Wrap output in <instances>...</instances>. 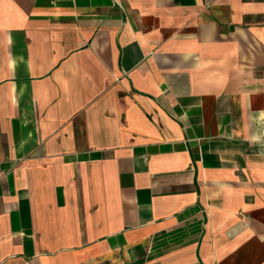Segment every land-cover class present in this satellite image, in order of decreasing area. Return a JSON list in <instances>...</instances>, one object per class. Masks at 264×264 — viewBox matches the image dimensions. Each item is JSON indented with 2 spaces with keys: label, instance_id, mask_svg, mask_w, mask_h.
Instances as JSON below:
<instances>
[{
  "label": "crops",
  "instance_id": "1",
  "mask_svg": "<svg viewBox=\"0 0 264 264\" xmlns=\"http://www.w3.org/2000/svg\"><path fill=\"white\" fill-rule=\"evenodd\" d=\"M0 264H264V0H0Z\"/></svg>",
  "mask_w": 264,
  "mask_h": 264
}]
</instances>
